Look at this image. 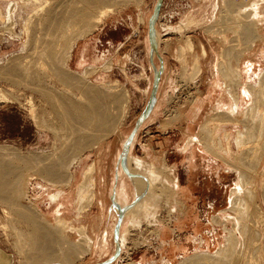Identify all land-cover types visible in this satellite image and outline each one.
Instances as JSON below:
<instances>
[{"label": "rangeland", "instance_id": "obj_1", "mask_svg": "<svg viewBox=\"0 0 264 264\" xmlns=\"http://www.w3.org/2000/svg\"><path fill=\"white\" fill-rule=\"evenodd\" d=\"M59 2L60 0H0V68L15 64L29 67L28 76L15 77L11 84L0 78V145L21 155L31 152L42 156L54 152L56 155L53 157H57L73 151V142L82 136L79 135L81 129L86 133L90 131L91 125L81 118L83 110L99 109L105 114L115 115L119 109V99H116L125 92L127 98L125 116L114 132L100 138L95 146L84 149L79 154L70 166L75 176L66 184L49 185L34 175L29 170V166L18 164L15 159H10L11 156L4 155L6 159L4 168L8 181L6 185L4 182L0 184V190L5 186H12L15 183L12 174L20 167V169L24 168L25 170H20L23 176L18 186V193L14 194L11 191L10 200L18 207L30 211L31 208L37 210L34 217L39 224L25 222L14 207L0 200V253L11 257L12 264H65L58 260L50 261L47 258L49 250H60L61 254L67 245L76 246L81 239V231L91 239L97 233L105 235V230L109 228L112 219L108 210L112 204L109 198L100 196V190L103 193L107 190L110 192L114 181L111 183L110 173L108 169L105 171L104 167L111 164V159L118 155L121 143L129 137L136 120L144 112L160 67L159 60H162L164 65L156 89L157 95L155 93L154 102L147 111L142 126L135 134L136 141L130 156L141 162V170L137 172L133 167L129 170L127 166L126 168L123 166L124 173L127 174L130 186L134 190L133 180L139 176L151 179L150 172L157 174L143 190L146 198L162 194L166 196L165 190L167 191L168 187L162 180L171 181L173 177L177 178L181 187H189L192 190L193 203L188 206L185 203L180 204L176 192L177 213L168 216V207L164 206L163 197L150 201L149 203H155L153 209H155L156 221H152L154 218H149L147 221L140 214L137 216L139 223L136 227L127 228L124 237L125 249L115 264L159 262L162 247L158 241V230L161 227L172 229L173 241L185 243L184 239L188 238L187 256L178 258L174 264H186L197 258V255L203 252L194 250L192 230L180 229L176 224L190 208L194 211L197 222L203 227L199 235L209 237V241L213 243L217 241L225 245L222 236L233 237L234 226L236 229L234 236H240L242 242L246 243L243 233H246L247 229L244 227L249 228L250 243L245 244L247 250L242 254L239 250L235 258L229 259L227 264H264V200L261 195L264 189V147L262 146L264 133L259 134L258 130L264 122V88L263 102L258 113L262 116L257 115L254 120H249L247 123H244L239 116L238 124H224L219 127L218 124L215 125L214 131L219 138L215 139L216 144L210 146V151L203 146L201 149L206 150L205 152L198 149L200 152H196L193 157L192 171L188 172V169H185L186 159L183 157L186 153L182 149L188 136L197 138L200 136L201 125H204L215 113L218 94L216 92L208 94L207 81L211 77L208 64L214 56L216 58L218 53H222L220 51L233 48L231 44L235 43L238 37L233 10L237 8L236 6L239 7V4L243 5V2L232 0L234 5L228 9L223 5L211 6L210 1L207 0H162L154 25L158 56L151 51L148 41V20L157 0L110 1L102 10L103 14L98 17V22H89L88 26L82 25L84 21L77 20L86 10L85 7L83 10L79 3L76 6L69 1L61 5ZM56 5H59L58 20L70 16L71 10H80L77 12L76 24L70 26V34L78 35L77 32H82L80 33L82 35L70 42L69 53L64 49L65 47L63 48V41L57 42V48L53 53H43L40 44L37 43L41 38L33 35L32 23L34 17H38L35 15H44L45 11ZM95 7L91 12L96 11L97 15L98 9ZM259 9L264 11V5H260ZM185 16L193 17L194 21L199 20L201 24H191L194 25L193 28L187 27L188 24H184L183 21ZM208 19H211V22H208ZM204 20L207 22L205 23ZM91 24L94 25L88 29ZM259 25L261 37L255 40L253 49L250 48L249 52L244 50L245 56L241 55L243 53L241 52L230 59L237 58V63L244 60L245 63L250 61L254 64L253 69L256 71L244 74L241 79L243 83L253 87L257 86V77L264 72V53L259 49L262 42L264 43V22ZM178 27H181V31ZM182 27L185 28L184 31ZM83 48L89 50L86 56L87 62L91 64L92 55L98 53L99 63L83 69L77 67ZM202 48L206 53L204 56L201 54ZM194 61L198 62L202 69L196 77L193 74ZM58 70L71 79L70 82L73 84L75 82L77 85L79 82V85L59 82L56 77ZM1 76L3 77V74ZM254 100L253 96L249 101L254 103ZM66 104L77 106L81 113L77 115L81 116L64 113L62 107ZM90 113L95 114L93 111ZM212 123L214 122L208 124L213 126ZM239 131L240 133L236 135ZM225 132H228L226 142L222 139ZM218 140H220L219 144ZM219 145L221 150L227 152L224 159H221L222 151H219ZM91 163L95 165L92 176L96 183V193L88 210L78 212L79 195L76 189L82 181L83 171ZM97 163L102 165V169H99ZM111 166L114 170L113 164ZM232 168L244 172L243 177L249 181L247 187H251L254 196L251 200L250 197L247 198L249 195L242 196L241 201L246 199L247 203L244 209L241 208L243 205L241 202H238V206L235 203L236 208L232 206L233 209H226L225 213L229 218L226 222L220 220L218 215L227 208V192L239 176V172ZM56 192H60V197L54 209L59 207L60 203L63 206L59 217L52 216L49 211L53 204L48 197ZM136 201L137 195H133L129 206L120 209L118 214L121 216ZM115 208L117 211V207ZM112 212L116 213L113 207ZM211 216L216 217L212 222ZM43 230H55L60 246L48 245L49 237L47 234L44 235ZM232 232L233 234L228 235ZM258 233L260 237L257 241ZM86 244V250L80 255L70 257L71 260L67 264L103 263L113 256L112 254L104 259V254H100L98 248V252L93 257L90 255L89 242L87 241ZM252 254L255 256H251ZM211 255L216 256V253ZM117 258L118 256L113 261Z\"/></svg>", "mask_w": 264, "mask_h": 264}, {"label": "bare ground", "instance_id": "obj_2", "mask_svg": "<svg viewBox=\"0 0 264 264\" xmlns=\"http://www.w3.org/2000/svg\"><path fill=\"white\" fill-rule=\"evenodd\" d=\"M67 1L71 2L74 5L79 3L80 5H82L83 10L85 7L87 11L85 10L83 13H81L80 17L77 20L78 22L84 21L82 25L87 24L88 26L89 22H92V23L98 22V17H100L103 14L102 10H104V8L107 7L106 4L113 0H60L59 5ZM207 1H210L211 6L213 4L214 7H217V6L220 7V5L221 6L223 5L224 7H228V9H230V6L234 5L232 4L233 2H231L232 0L230 1L231 3L228 0H207ZM228 2L230 3V5ZM234 3H236V1H234ZM262 3H264V0H249L247 3H243V5L239 4L240 5L239 7L236 6L237 8L233 10V13H234L233 16H234V21L236 23L235 27L237 28V31H238L237 40L235 43L231 44V47L233 48L231 49L225 48L223 51H220L222 52L221 54L218 53L216 58L214 56V58L211 61H209L208 72L211 75V77L207 81L208 82L207 91H208V94L215 93V92L218 94L217 100L215 102V113L213 116H210L212 120L209 119L207 122L205 121L206 123L204 125H201L202 127H200L201 130L199 131L200 136L198 138L196 136H188L187 141H185L183 144L182 149L186 153L183 158L186 159L185 169H188L187 170L188 172L192 171V168L194 165L193 157L196 152H200L198 149L199 148L201 149L202 146L204 149L206 147L209 149L212 144L213 145L216 144L215 139L218 136H217V132L214 131L216 128L215 125L218 124L217 127H219V126H223L224 124H234V123L238 124L237 118L239 116L242 117L244 123H247L249 120L252 121V119L254 120L255 119L254 117L257 115L262 116V114H258V113L260 112L259 111L260 105L263 102L262 95H263V88H264L263 86L264 85V72L262 73V75L257 77L258 82H257L256 87H253L250 84L247 85L246 83H243L241 79L243 78L244 74L247 75V73L250 71H256L253 69L254 64L250 61H246L245 63L244 60L237 63V58H235V60H230L232 56L233 57L234 55L237 56V54L238 53L241 54V52H243L241 55L245 56L246 51L249 52L250 48L253 49L255 40H259V38L261 37L259 33V30L261 27L259 24H263L264 22V11H262V9H259V7L260 5H264ZM59 5H56L50 8L49 10L45 11L44 15L34 14L35 16H38V17L36 18L34 17L35 20L32 23V31H33L34 36L41 38L37 43L40 44L43 50V53H53L54 50L57 48V45H58L57 42L59 41H63L64 43L63 48L65 47L64 49H67L69 53L70 48H71L70 46L72 43L71 41L75 37L82 35L80 34L82 32H77L79 33L78 35L74 33L70 34V26L73 25L74 23L76 24V21H77L76 16L78 17L77 12H80V10H71L70 16H68L65 19L58 20L57 19V12H58L57 9ZM94 7L98 9L97 15H96V11L92 13L93 12L92 9H94ZM231 8L233 9L234 7H231ZM241 16H243L244 18H241ZM212 18L214 19V17ZM211 19H208V22H211ZM183 21H184V24L186 25L188 24L187 27H190V28H193L194 25L196 24H199V25L201 24L199 20L194 21L193 17H190V16H188V18H186L185 16V19ZM204 22L206 23L207 20H204ZM191 24H194V25L191 26ZM93 25L94 24H91V26H89L88 29L91 28ZM210 28L211 27H209V29ZM180 29L181 27H178V30ZM184 29L185 28L182 27L183 31ZM231 41H233V39ZM260 47H261L259 48L260 51L264 53V43L263 42ZM157 49H158V46H157ZM189 49H190V45H189ZM201 54L202 56L206 54L204 51V48L201 49ZM186 60H187V57H186ZM3 65L4 64H2V66ZM83 65H84V61L80 60L77 66L82 67ZM163 65L164 64L162 62V66ZM4 66L3 68H0L1 69L0 78H2L5 81L10 82V84L13 83V81L15 80L14 79L15 77L18 78L20 76L24 77V76L29 75V72H27V69L29 67L26 65L15 64V66L8 65L5 68ZM90 67H93V66H90ZM194 67L195 69H194L193 74L196 77V75H199L202 72V69H201V66L198 65V62H195ZM2 74H3V77L1 76ZM193 74L191 75L194 76ZM56 77H57V80L61 82L62 84H69V85L76 84L75 86L79 85V82H78V85L75 82L74 84L70 82L71 79L64 76V74L60 70L57 71ZM156 95H157V92H156ZM252 95L255 97L254 103H251L249 101L250 97H253ZM118 99H119V102H118L119 109H117V113L115 115L105 114L104 111H100L99 109H94L90 111L88 109H85L83 110V112H81L82 113V116H81V115H77L81 113H79V109L75 105L73 106L72 104H66V106L62 107L64 113L74 114L77 117L81 116L83 121L91 125L90 131L88 133L84 132L83 129L80 130L79 135L82 134V136L77 138L73 142V147H72L73 151L68 152L65 155L53 157L56 155L54 152H51L50 154H46V155L42 154V156L39 155L38 153L33 154L31 152L25 155H21L20 153L17 154L14 151L10 150L8 147L0 145V184L4 182V185H6L7 184L6 181H8L6 179V170L4 168V160H6L4 159L5 158L4 155L11 156L10 159H13V160L15 159L16 162H18V164L29 166L30 167L29 170L34 175H36L37 177L41 179V181H44L48 183L49 185H62V184L68 183L75 176V173L71 171L70 166L74 163V161L77 159L79 154L84 149H87L93 145L95 146L97 144V141L100 140V138L108 134H111L120 125L122 118L125 116V109H126V104H127L126 93L125 92L121 93L117 97L116 100ZM91 111H93L95 114H91L90 113ZM32 112L34 114V110ZM215 115L217 118L215 117ZM212 121L214 122L212 123L213 126L208 124L209 122H212ZM141 126L142 124L140 125V127ZM258 130H259V134L264 133V122H262ZM238 133H240V131L236 132V135H238ZM227 137H228V132L223 133V136H222L223 141L226 142ZM135 141H136V136L134 135L132 140L129 142L127 150L126 151L124 150L123 152H122V147L125 146L124 145L125 142L121 143V147L118 150V155L114 157L113 159H111V164H113L114 170L112 169L111 164H107L106 166L107 168L104 167V170L106 171L108 169V172L110 173L109 178H110L111 183H113L114 181L113 187H110V192H108L107 190V192L104 191L103 193L102 190H100L101 195L99 194L102 198L103 196L105 199L109 198L112 204L110 206L111 208L108 209L111 212L112 219L110 221L109 228L105 230V235H101V233L99 234L97 233L91 239V238H88L84 234V232L81 231L80 232L81 239L76 246L67 245L65 248H63V253L61 254H60V250L57 251L56 249H50L47 254V258H49L50 261L58 260L65 264L69 263L71 260L70 257H75L77 255H80L81 252L86 250V246H87L86 242L88 241L89 242L88 247L90 248V255L95 257V254L98 252L97 250L99 248L100 254H104V259L107 258L108 256H111L112 254L113 255L115 254L116 256H118V258L115 261L109 263V264H115V262L119 261V259L121 258V255L123 254V250L125 249L124 237H125L127 228L136 227L139 223L137 216L140 214L143 216V218L147 219V221H149V218L150 219L154 218V220H152L153 222L156 221L155 209H153L155 208L154 207L155 203H149L150 201H154L155 199L159 200L161 197H163L164 206L168 207L167 208L168 216H171L177 212L178 207H176V203L178 202L175 200V198L177 197L175 196L176 192H177L176 195L179 196L180 204L185 203L188 206L193 203L192 192H191L192 190L189 189V187H184V186L181 187V185H179L177 182V178H174V177L171 181H168L167 179L162 180V182L168 187L167 191L165 190V194H167L166 196L165 195L163 196L162 194V195H154L151 197L149 196L146 198V193L144 194L143 190L148 186V182L150 183L152 181V178H154L155 175L157 176L155 172L154 173L150 172L151 179L150 178L144 179L141 176H139L137 179L133 180L135 184L134 185L135 190L131 188L130 183L128 181V176L127 174L124 173L123 166L125 168L127 166L129 170H132V167H133V169L137 170V172L138 171L140 172L141 170V167H142L141 162L136 158H132V157L130 158ZM219 142L220 140H218V144ZM262 146L264 147V144ZM218 148H219V151H222L221 159H224V157L227 156V152L221 150L220 145L218 146ZM204 149H201V150L205 152L206 150ZM211 153L213 152L211 151ZM256 163H258V161ZM97 166L99 167V169H102L101 164L97 163ZM20 168L18 170L16 169L15 172L12 174L15 177V183H13V185L10 187L5 186L3 187L2 190H0V200H2V202H4L6 205H10L14 207L16 209L15 211L17 212V214L25 222L27 221L28 223L31 222L32 224H39V222L34 217V214H36L37 210H35L34 208H31L32 211H30L26 208L18 207V205L15 204L14 201L10 200L11 191L14 194L18 193V186H19L20 180L22 179L21 176H23L21 174V171L22 169H24V168L22 169ZM232 169H234V171H236L237 173L239 172V176H237V179H236L237 181L233 183V186H231L227 192V197H226V203L228 205L227 208L221 211V213L218 215V218L220 220H224L226 222L229 220V218L227 217V214L225 213L226 209L227 210L231 209L232 206H234L235 203L237 205L238 202H241L243 204L241 208L244 209L245 207H247V203H246V199L244 200L245 202L241 201L242 196H245V194L249 195L248 197L247 196L246 197L247 198L250 197V200L254 196V192L253 190L251 191V187H247L249 184L248 183L249 181L248 179L243 177L244 172L242 173V170L240 172V170L235 169V168H232ZM94 170H95V166L93 163L87 166V168L83 171L82 181L76 189L79 195V204L77 206L78 212H81V211L84 212L85 210H88L91 204V201L93 199V196L96 193V183H95L94 177L92 176V173ZM133 195H137L136 203L133 204L130 209H128L125 213H123L120 216L118 214L119 210L127 208L129 206ZM261 195L264 200V189ZM59 197H60V192L51 194L48 197L51 204H53V207L49 208L50 214L52 216L59 217L61 215L60 210L63 208L61 203L59 204L60 205L59 207L54 209V207L57 205ZM170 202L172 203L170 204ZM112 207L116 213L112 212ZM115 207H117V211ZM234 207L236 208V206ZM104 209L106 211V208ZM213 218H216V217L211 216V222L213 221ZM102 223H104L103 218H102ZM176 224L178 225L177 227L180 229H191L192 230V241L194 243L193 245L194 250L195 251L201 250L203 252L202 254L197 255V258L192 259L191 262H188L186 264H227L226 262H228L229 259L235 258V255L236 253L237 254L239 253V250L241 254L245 252V250H247L245 249V244L250 243L248 239L249 238L248 235L250 233V231L248 230L249 228L247 227L248 225L246 226L247 228L244 227V229H247L246 230L247 232L243 233V236L245 235L246 237V239L243 238L246 241V243L242 242L240 236H237V237L234 236V234L236 233L235 226H234V231H233L235 233L233 234L232 232L228 234V235L233 234V237L222 236L223 241L226 242L225 245H222V243L217 242V241L216 243L209 241V237H204L202 235H199L201 228L203 227L201 224H199V222H197L196 217L194 216V211H192L191 208L188 209L187 214L184 215V218L178 221V223ZM113 229H114V234H113ZM101 230L102 228L99 229V231ZM159 230H158V235L162 242L161 255L164 256L163 264H174L175 260H177L178 258L187 256L186 254L188 253V250H189V243H186V242L188 241V239H184L185 243L174 242L169 239V230L167 228L161 227V229ZM43 233L44 235L47 234L49 237L48 245H51L52 247L60 246V240L55 230H49V231L43 230ZM202 237L204 238V240H202ZM215 237L217 238V236ZM259 237H260V234L258 233L257 238H256L257 241ZM212 253H216V256H212L211 255ZM254 254H252L251 256H253ZM253 261L254 259L252 260V262ZM57 264H60V263H57ZM133 264H137V263H133Z\"/></svg>", "mask_w": 264, "mask_h": 264}, {"label": "water", "instance_id": "obj_3", "mask_svg": "<svg viewBox=\"0 0 264 264\" xmlns=\"http://www.w3.org/2000/svg\"><path fill=\"white\" fill-rule=\"evenodd\" d=\"M161 2H162V0H157L156 4L154 6V9H153L152 15L150 16V18L148 20V41H149V45H150L151 51L153 53H155L157 56H158V53H157V49H156V40H155L156 37H155L154 25H155V19H156V16L158 14V10H159V7L161 5ZM159 62H160V67H159V70H158V72L156 74V77H155V80H154V83H153V86H152V90H151V93H150V97H149V100H148V102L146 104L145 110L140 115V117L136 120L132 132L130 133L129 137L127 138V140L124 143L125 146L122 147V152L124 150L125 151L127 150L129 142L132 140L133 136L136 134V132L139 129L140 125L142 124L143 120L147 116V111L151 108V105L154 102V99H155L154 96H155V93H156V89L158 87V81L160 79V72L162 70L161 69L162 60H159ZM120 155H122V154H120ZM115 257H116V255L114 254L113 256L108 258L105 262L97 263V264H109V263H111L114 260Z\"/></svg>", "mask_w": 264, "mask_h": 264}, {"label": "crops", "instance_id": "obj_4", "mask_svg": "<svg viewBox=\"0 0 264 264\" xmlns=\"http://www.w3.org/2000/svg\"><path fill=\"white\" fill-rule=\"evenodd\" d=\"M88 53H89V50H86V48H83L82 49V51H81V53H80V57L78 58V62L80 61V60H83L84 61V65L82 66V67H79V68H85V67H87V66H94V65H96L97 63H99V59H98V53H96V54H93L92 55V57H91V64L89 63V62H87L86 60V56L88 55ZM78 62H77V65H78ZM78 67V66H77ZM94 164V163H93ZM95 166V165H94ZM177 213V212H176ZM179 213V212H178ZM182 219L184 218V217H181ZM178 221H180V219L178 220ZM165 228H167L168 230H169V239L170 240H172L173 241V239L171 238V236H172V229H169L168 227H165ZM175 228H176V226H175ZM161 229V228H160ZM177 230H178V228H176ZM160 231V230H159ZM174 232V231H173ZM188 239V238H187ZM202 240H204V239H202ZM158 241H159V243H160V246L162 247V242H161V239L159 238V235H158ZM174 242H177V241H174ZM194 244V243H193ZM161 251H162V249H161ZM163 255H161V259H160V261L158 262H155L154 264H163V261H164V259H163ZM0 264H12V259H11V257H9V256H5V255H3V254H1L0 253ZM133 264V263H132ZM137 264H145L143 261L142 262H138Z\"/></svg>", "mask_w": 264, "mask_h": 264}, {"label": "built area", "instance_id": "obj_5", "mask_svg": "<svg viewBox=\"0 0 264 264\" xmlns=\"http://www.w3.org/2000/svg\"><path fill=\"white\" fill-rule=\"evenodd\" d=\"M237 1H240V2H243V3H247L249 0H237Z\"/></svg>", "mask_w": 264, "mask_h": 264}]
</instances>
